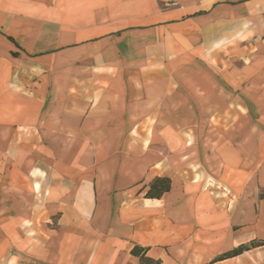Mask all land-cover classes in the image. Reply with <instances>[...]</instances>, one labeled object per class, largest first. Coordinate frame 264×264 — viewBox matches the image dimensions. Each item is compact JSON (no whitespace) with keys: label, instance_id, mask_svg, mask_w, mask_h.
Here are the masks:
<instances>
[{"label":"crops","instance_id":"0c3cea01","mask_svg":"<svg viewBox=\"0 0 264 264\" xmlns=\"http://www.w3.org/2000/svg\"><path fill=\"white\" fill-rule=\"evenodd\" d=\"M263 195L264 0H0V264H264Z\"/></svg>","mask_w":264,"mask_h":264},{"label":"trees","instance_id":"16d2710c","mask_svg":"<svg viewBox=\"0 0 264 264\" xmlns=\"http://www.w3.org/2000/svg\"><path fill=\"white\" fill-rule=\"evenodd\" d=\"M171 188V181L168 178H159L156 179L153 184L150 187V190L147 192L146 197L147 198H161L164 194L170 191ZM251 246H264V242H256L252 243ZM245 247L240 248L239 250H236L230 254H227L226 256L235 255L238 254L241 250H243ZM144 262L147 264H154L151 260L143 259ZM158 264V263H155Z\"/></svg>","mask_w":264,"mask_h":264},{"label":"rangeland","instance_id":"374dc122","mask_svg":"<svg viewBox=\"0 0 264 264\" xmlns=\"http://www.w3.org/2000/svg\"><path fill=\"white\" fill-rule=\"evenodd\" d=\"M264 196V195H263Z\"/></svg>","mask_w":264,"mask_h":264}]
</instances>
